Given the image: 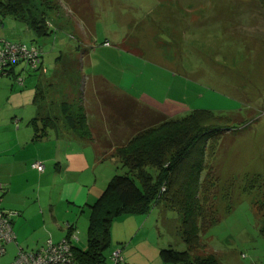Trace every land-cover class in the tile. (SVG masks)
Wrapping results in <instances>:
<instances>
[{
  "label": "rangeland",
  "instance_id": "1",
  "mask_svg": "<svg viewBox=\"0 0 264 264\" xmlns=\"http://www.w3.org/2000/svg\"><path fill=\"white\" fill-rule=\"evenodd\" d=\"M2 1L10 4V0ZM17 15L20 19L0 17V34L11 41L36 44L44 51L46 72H38L44 78L39 115L48 116L53 125L47 127L39 121L38 134H55L63 127L96 143L103 153L106 148L116 154L151 122L158 126L166 119L159 113L145 115L140 106L124 116L121 109L105 101L109 97L123 99L124 94L90 74L92 58L98 70L109 74L113 82L118 80L127 86L137 78L138 82L130 84L135 86L131 92L153 91L159 98L167 96L190 105L175 115L177 118L201 106L217 114L234 112L205 127L217 138L215 156L206 159L204 165L211 160L219 169L213 205L219 220L206 231H199L202 246H188L181 230L182 215L160 200L149 212L138 214L142 217L139 226L135 222L124 224V214L114 218L110 243L102 250L103 260L98 264H114L112 253L117 249L122 250L119 264H133L123 262L126 245L121 240L135 234V241L146 239L158 248L187 250L195 261L212 254L218 264H264V0H27ZM46 21L52 28L46 27L45 34H36L29 25L37 27ZM106 38L115 48L139 47L138 56L129 61L127 54L105 60L99 55H104ZM143 59L169 65V70H178L177 77ZM26 75L20 76L21 83L11 74L0 75V137H9L10 123L15 129L35 131L30 120L37 105L24 102V96L18 94L32 86ZM181 79L188 84H182ZM199 92L204 97H199ZM32 120L36 123V119ZM153 140L157 143V137ZM172 152L166 150L165 161ZM117 157L109 156L103 165L112 174H124L126 165ZM41 171L39 175L30 171L28 183L16 185L3 206L23 205L33 212L38 199L43 204L38 202V208L50 213L49 202L59 201L62 187L66 186L54 175V164L48 165L44 173ZM35 217L21 228L17 225L16 230L31 235L38 243L46 237L59 236L51 228L61 230V223L54 226L52 219L47 223ZM84 224L79 241H73L80 248L87 244V223ZM38 243L29 248L35 249ZM149 264L166 263L158 252Z\"/></svg>",
  "mask_w": 264,
  "mask_h": 264
},
{
  "label": "trees",
  "instance_id": "2",
  "mask_svg": "<svg viewBox=\"0 0 264 264\" xmlns=\"http://www.w3.org/2000/svg\"><path fill=\"white\" fill-rule=\"evenodd\" d=\"M26 2L27 0H10V4L4 5L0 0V17L20 19L17 12ZM29 25L36 29L38 35L47 33L46 27L52 28V24L47 21L37 27L30 23ZM0 36L4 38L3 35L0 34ZM9 41L26 43L40 50L39 61L35 67L19 59L10 63L8 68L10 74L16 64L23 65L22 71L46 72L42 47L33 43ZM14 76H21V73ZM123 94V99L109 97L105 101L114 108L121 109L124 116L132 112L136 106H140L145 115L152 114L132 95ZM233 113L230 111L226 114H217L212 109L200 108L193 109L178 118L168 119L164 115L166 119L158 126L155 125V121L151 122V125L145 127L143 132H138L118 149V154L114 153V155L116 157L118 155L120 162L126 165L127 171L124 174H114L98 198L88 204L90 214L87 246L86 249H81L73 245L74 261L81 264L101 262L102 250L110 243V227L114 218L127 213H147L153 204L160 200L182 215L181 230L188 246H202L199 242V231H206L219 220L217 210L213 209L216 202L219 169L211 160L208 166L204 165L206 159L208 161L215 156L217 138L212 137L214 133H208L205 127ZM40 120L51 121L46 115H42ZM152 136L157 137V143ZM210 139L213 142L211 145ZM167 149L173 152L165 161L164 155ZM261 203L264 206V198ZM159 257L166 264H218L212 254L195 261L190 259L187 250L180 251L171 247L160 248Z\"/></svg>",
  "mask_w": 264,
  "mask_h": 264
},
{
  "label": "crops",
  "instance_id": "3",
  "mask_svg": "<svg viewBox=\"0 0 264 264\" xmlns=\"http://www.w3.org/2000/svg\"><path fill=\"white\" fill-rule=\"evenodd\" d=\"M1 35L6 37L3 33ZM120 40L123 41L122 38ZM104 41L109 42L110 40L106 38ZM110 44L111 42L107 43V45L103 44L102 51L104 55H99L105 58L107 61H109V59L115 58L120 59L124 54L130 56L127 57L128 61L131 57L134 58L138 56L137 53L139 51V47L136 48L135 45L133 46V51V47L124 48V44L122 48H115ZM143 60L144 62L150 63L152 66L160 68L161 70H165L171 74L173 73V76L177 77L176 74L178 70H169V68L166 67L169 65L164 64L163 66L161 65L163 64L162 62L158 63L155 61H145V59ZM89 63L92 67V71L90 73L91 75L102 78L109 86L116 89L120 93L132 95L137 99L141 106L148 108L152 113H161L168 118H176L175 115L182 113L185 111V109H187L188 106H190L182 100L175 102V100L169 99L167 96L165 99L159 98L153 91L151 94L147 92H141L143 90L138 93L131 92L135 86L131 87L130 84L133 83L134 85L135 81L138 82L137 78L134 77L131 83H128L127 86H123V84L118 80L117 82H113L115 80L109 74L99 71L96 67L97 62L94 58L91 60L89 59ZM142 64H144L143 61ZM22 68V64L14 65L11 75H18L19 73L22 75V73L26 72L27 79H30V82L32 83V86L29 89H24L18 94L20 96H24V102L33 101L37 105V110H35L33 113L34 117H31V120L29 119L32 121L35 131L33 132L32 130L22 129L21 127H17V129H15L14 125H11L10 123L9 137H0V182L3 185V191H0L3 194L2 197H0V209L14 212L11 218L12 228L15 233V241H9L6 243L11 245L5 244V253L1 257V259L3 257H9L10 260L6 262L1 260L3 263H7L13 259L16 254L17 245H20L25 250H35L45 243L48 237H46L44 241L38 243L39 241L36 242L31 235H28L27 233L23 234L20 229L19 231L16 230L17 225L19 228L25 226L26 224L30 223L33 218H36L35 215L38 216L40 220H43L47 223L52 219L51 223L54 224V226L61 223V225L59 224L61 230H57V228L54 226H52L54 228H51L52 233L59 235L56 239H54L52 236H49L54 241L67 236L74 228L78 231L77 241H79V233H82V230H84L86 227L84 223H87L88 228L90 214L88 204L94 202L98 198L107 182L114 175L108 167L103 165L106 158L109 156H115L113 151L104 148V151L107 152L103 153L99 145L96 143L92 141H86L85 138L81 137L80 135H75L74 132L67 131V129L65 130L63 127H60V130L55 134H52L50 131L41 132V134L37 133V131L39 132L40 130L38 125L39 121H41V123L45 126L47 125V127H49L50 123L53 125L52 121L40 120L41 116L39 115L40 104L42 105V101L44 99L40 94V90L44 84V78H41V75L38 73L39 71H22ZM124 70L125 69H123V73ZM151 70H153V68ZM139 75L140 73L135 74L136 77H139ZM176 77L174 78L176 79ZM183 80L184 79H181L182 84L183 82L188 84L186 80ZM184 86L187 87V85ZM198 96L204 97L202 92H199ZM21 106L18 105L17 107ZM201 107V109H209L204 106ZM34 118L36 119V123L32 120ZM34 134H36V136H34ZM36 161L43 162V164L47 163V168L48 165L50 166L51 164H54V175L60 179L63 186H66L65 189L62 187L63 194L61 195L60 200L54 201V203L49 202L48 206L50 208V213H46L44 210H41V206L38 208V199L37 202H34L35 208L33 212L31 210L27 211L23 205L20 207H4V199L14 192L15 186L19 183H28L30 180L28 173L30 171L33 170L36 172V175H39L37 169L32 166V163ZM45 164L41 173H44L47 170ZM99 176L101 177L99 178ZM39 204L42 203L39 202ZM44 206L47 207L46 201H44ZM59 207H61V212H59ZM138 214L144 213L124 214V216H126L122 219L123 222H125L124 224L129 225L131 222H135L136 225L139 226L142 217ZM14 215H16L15 220L13 219ZM65 221L66 223L64 224ZM67 224L70 226V229L67 227ZM144 229L145 228L142 225V234L145 233ZM138 231L139 230H137V232ZM134 237H136V234ZM134 237H128V240H121L126 245L125 253L123 255L124 263L129 262L133 264H149L158 257L160 248L154 246L156 244L145 242L146 239L142 241H135ZM36 243L38 244L36 245L35 249L29 248ZM73 245L76 246L74 243ZM84 245L87 246V244ZM86 246L81 249H86ZM75 262L77 261L75 260L74 263Z\"/></svg>",
  "mask_w": 264,
  "mask_h": 264
},
{
  "label": "built area",
  "instance_id": "4",
  "mask_svg": "<svg viewBox=\"0 0 264 264\" xmlns=\"http://www.w3.org/2000/svg\"><path fill=\"white\" fill-rule=\"evenodd\" d=\"M108 42H106L107 44ZM40 50L35 46L26 43H14L0 36V75H9L10 63L23 59L27 64L35 67L39 61ZM18 83L23 81L22 77L15 76ZM32 166L38 171L44 169L43 162H33ZM0 190L3 191V185L0 183ZM14 212L0 209V264H74L73 241L78 239V231L74 228L63 238L54 241L48 237L43 245L35 250H25L17 245L16 254L13 259L7 263L1 261L5 253V244L9 241H15V233L12 228L11 216ZM70 229V226L67 224ZM121 249L112 253L114 264H119L122 260Z\"/></svg>",
  "mask_w": 264,
  "mask_h": 264
},
{
  "label": "clouds",
  "instance_id": "5",
  "mask_svg": "<svg viewBox=\"0 0 264 264\" xmlns=\"http://www.w3.org/2000/svg\"><path fill=\"white\" fill-rule=\"evenodd\" d=\"M104 42H107V41H104ZM14 77H15V76H14ZM14 77H13V78H14Z\"/></svg>",
  "mask_w": 264,
  "mask_h": 264
}]
</instances>
